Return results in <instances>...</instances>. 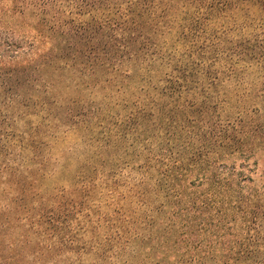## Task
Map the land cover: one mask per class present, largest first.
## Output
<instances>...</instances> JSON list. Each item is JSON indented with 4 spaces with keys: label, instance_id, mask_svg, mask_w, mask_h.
Instances as JSON below:
<instances>
[{
    "label": "trees",
    "instance_id": "16d2710c",
    "mask_svg": "<svg viewBox=\"0 0 264 264\" xmlns=\"http://www.w3.org/2000/svg\"><path fill=\"white\" fill-rule=\"evenodd\" d=\"M14 3L16 9L12 8ZM32 3L48 17L42 23L46 30L41 33L55 42L48 53L38 55L20 43L0 40L3 106L28 107L35 102L42 111L48 102L37 94L39 78L52 64L88 78L103 71V81L121 96L117 105L123 113L111 129H104V136L97 138L95 148L82 161L87 169L83 176L93 185L90 189L94 191L98 184V163L110 167L111 175L124 162L117 158L109 165L112 148L108 147L137 141L133 135L137 133L143 137V153L136 167L129 160L138 179L132 181L125 197L147 207L157 201L160 207L167 206L171 220L164 229L171 234L173 226L178 225L176 244L185 247L189 237L194 236L195 241L198 233L208 230L215 235L234 236L239 217L246 220L248 232L257 231L264 220V183L260 188L249 186L253 178L245 173L252 170L251 164H258L257 156L264 157V0ZM25 5L26 0H11L8 8L17 15L26 10ZM134 76L138 84L128 94ZM100 84L98 79L96 85ZM75 102L68 100L61 111L68 129L84 125L91 120L92 112L98 111L79 110ZM23 107L20 114L25 113ZM106 116L94 114L93 118L100 126ZM8 118L0 112V174L6 173L3 182L15 181L17 189L13 198L5 204L0 202V208L8 212L17 209L21 221L35 218L37 233H49L58 242V218L43 204L28 207L26 203L33 200L28 191L46 173L42 167L44 143L32 139L31 146H14ZM27 150L32 152V159L23 155ZM252 158L254 163L250 162ZM260 177H264V169ZM105 181L111 194L117 192V180ZM10 222V217L1 218L0 228ZM117 234L121 235L120 231ZM260 238L264 244V234ZM1 242L7 243L5 239ZM201 248L199 241L193 250L178 253L184 259L188 252ZM257 252L237 255L256 258L262 264L264 250ZM259 254L262 256L257 259ZM10 260V255L0 254V264H21L20 258L13 263ZM158 262L166 264L164 258Z\"/></svg>",
    "mask_w": 264,
    "mask_h": 264
},
{
    "label": "rangeland",
    "instance_id": "374dc122",
    "mask_svg": "<svg viewBox=\"0 0 264 264\" xmlns=\"http://www.w3.org/2000/svg\"><path fill=\"white\" fill-rule=\"evenodd\" d=\"M10 4L11 0L0 2V40L20 43L26 49H34L38 55L48 53L55 41H50L48 36L41 33L46 30L42 25L48 18L46 13L41 12L39 6L33 5L32 0H26L23 7L26 10L12 15L8 8ZM12 8L16 9L15 3ZM42 71L37 94L48 102L42 111H39L40 106L31 102L28 107L21 106L25 113L20 114L22 109L19 105L3 106L0 95V112L9 116L10 122L7 123L14 133V146L21 143L31 146L32 139L44 143L42 154L45 161L42 167L46 173L38 178L39 184L28 191L33 200L27 199L26 203L28 207L43 204L58 218V242L51 239L49 233H37L39 227L35 224V218H30L32 222L27 219L21 221L16 213L17 209L8 212L0 208V219H11L9 224L0 228V248L3 247L0 254L10 255L11 263L20 258L21 264H160L158 261L162 258L166 264H261L256 258H241L237 253L251 250L263 253L264 244L260 243V237L264 234V220L257 231L253 229L249 233L246 220L239 217L235 223L234 236L215 235L213 230H208L198 233L200 235L195 241L192 240L194 236L189 237V244L183 247L182 244L175 243L177 224L173 226L171 234L164 229L165 224L171 220L167 206L160 207V201L150 207L137 201L129 202V197L125 196H128L132 181L138 179V173L128 163L132 159L131 163L136 167L140 161L138 158L143 153V137L137 133L133 134L137 141H129L122 146L112 143L108 147L112 148L111 153L108 152L111 160L109 165L117 158L124 162L111 175L110 167H102L98 163V184L92 191V182L86 181L83 176L87 169L82 161L92 152V147L95 148L97 138L104 136V129H111L120 118L123 110L117 104L121 96L114 87L103 81L106 78L103 71L91 78L82 77L69 68H56L53 64ZM98 79L102 85H96ZM135 84H138L136 76L131 80L128 94H131ZM33 96L36 99V93ZM72 99H76L75 105L79 110L87 108L93 111L98 108V111L92 112L89 122L78 125V128L68 129L61 111L63 106H68L67 101ZM94 114L107 115L106 120L99 126L96 117L93 118ZM85 139L91 140L87 142ZM27 141L28 144H25ZM23 155L28 156V159L33 158L30 150ZM254 159L250 162L254 163ZM257 159L258 164H251L252 170L245 174L253 178L249 186L260 188L264 183V177H260L264 169V157L259 155ZM240 162L241 160L236 162L237 168ZM5 175L6 173L0 174V202L3 204L14 197L17 189L15 181L7 184L3 182ZM106 179L118 181L117 192L110 193ZM32 180L34 178L28 179ZM80 208L84 210L81 213L78 212ZM136 220L139 222L135 223ZM252 224L249 223L251 226ZM138 231L141 232L139 236ZM228 238L232 240L231 244ZM2 239L7 243L1 244ZM199 241L202 243L200 251H190L184 259L178 253L193 250ZM164 254H168L167 257ZM261 256L259 254L257 259Z\"/></svg>",
    "mask_w": 264,
    "mask_h": 264
}]
</instances>
